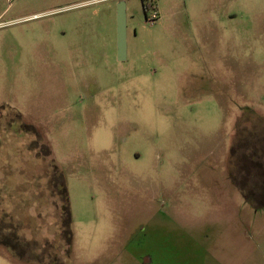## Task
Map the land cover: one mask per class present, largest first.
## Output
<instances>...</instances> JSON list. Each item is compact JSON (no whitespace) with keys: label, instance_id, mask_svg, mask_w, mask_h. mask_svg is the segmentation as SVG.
Here are the masks:
<instances>
[{"label":"rangeland","instance_id":"obj_1","mask_svg":"<svg viewBox=\"0 0 264 264\" xmlns=\"http://www.w3.org/2000/svg\"><path fill=\"white\" fill-rule=\"evenodd\" d=\"M119 1L0 0V264H264V0Z\"/></svg>","mask_w":264,"mask_h":264},{"label":"trees","instance_id":"obj_2","mask_svg":"<svg viewBox=\"0 0 264 264\" xmlns=\"http://www.w3.org/2000/svg\"><path fill=\"white\" fill-rule=\"evenodd\" d=\"M148 7H149V5L144 2L145 11L148 10ZM50 162H51V160H50ZM54 162L55 161L53 160L51 164H53V167H54L53 172L56 175V182L58 184H61V186H63V192H62L63 198L61 197L62 198L61 204H62L63 208H62L61 212L65 213L64 216L67 217V222H68V225L70 226L71 214H70V206L68 203V191H67V187L65 184L64 177L60 173L58 165L56 164V162L55 163ZM255 178H257L256 179L257 181L253 180L254 182H252V184H251L252 188H250L248 191H245V190L244 191L247 192V193H245L246 197H248L251 201L255 202V206L258 208V207L264 206V168L262 169V173ZM257 185H261L263 188L261 190H259L256 188ZM59 207L61 208L60 205H59ZM0 240H3V239L0 238Z\"/></svg>","mask_w":264,"mask_h":264},{"label":"water","instance_id":"obj_3","mask_svg":"<svg viewBox=\"0 0 264 264\" xmlns=\"http://www.w3.org/2000/svg\"><path fill=\"white\" fill-rule=\"evenodd\" d=\"M127 4L125 0H120L117 8V48L118 59L127 58Z\"/></svg>","mask_w":264,"mask_h":264},{"label":"flooded vegetation","instance_id":"obj_4","mask_svg":"<svg viewBox=\"0 0 264 264\" xmlns=\"http://www.w3.org/2000/svg\"><path fill=\"white\" fill-rule=\"evenodd\" d=\"M149 8V7H148ZM34 129H35V127H34ZM35 133H37V135H41V133H40V131L38 130V128L37 129H35ZM234 152V149H233V151H232V153L231 154H234V156H233V158H235L236 157V153H233ZM230 154V153H229ZM263 154H264V152H263ZM245 156H246V154H245ZM237 158V157H236ZM256 158H259L258 156H255V153H251V159H256ZM50 182H53V183H49V187H50V189L52 188V191H53V193L55 194V193H57V194H59L62 198H63V186H61V184H58L57 182H56V175H55V173L53 172V171H51V173H50ZM257 189H259V190H261L263 187L261 186V185H257V187H256ZM58 206H59V204H57ZM9 230H5L4 229V231H0V238L1 239H5V236L6 235H8L9 234ZM69 234V236H70V238L72 239V234H71V230L68 232ZM7 246H11L12 248V250L14 251V250H16V249H20L19 247H17V245H16V247L14 246V245H8V244H6ZM14 253V252H13ZM56 254V253H55ZM17 255V254H16ZM57 255V254H56ZM55 255V256H56ZM57 257H59L58 255L56 256V258Z\"/></svg>","mask_w":264,"mask_h":264},{"label":"built area","instance_id":"obj_5","mask_svg":"<svg viewBox=\"0 0 264 264\" xmlns=\"http://www.w3.org/2000/svg\"><path fill=\"white\" fill-rule=\"evenodd\" d=\"M155 13H156V12H155ZM153 17H155V15H154ZM154 19H155V18H154ZM154 19H153V20H154ZM153 20H152V21H153Z\"/></svg>","mask_w":264,"mask_h":264}]
</instances>
